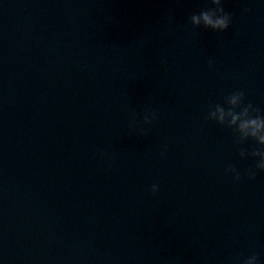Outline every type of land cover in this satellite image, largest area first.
Instances as JSON below:
<instances>
[{
  "label": "water",
  "instance_id": "obj_1",
  "mask_svg": "<svg viewBox=\"0 0 264 264\" xmlns=\"http://www.w3.org/2000/svg\"><path fill=\"white\" fill-rule=\"evenodd\" d=\"M223 6L214 32L211 0H0V264H264L260 146L205 119L264 113V0Z\"/></svg>",
  "mask_w": 264,
  "mask_h": 264
},
{
  "label": "clouds",
  "instance_id": "obj_2",
  "mask_svg": "<svg viewBox=\"0 0 264 264\" xmlns=\"http://www.w3.org/2000/svg\"><path fill=\"white\" fill-rule=\"evenodd\" d=\"M211 4L215 7L202 9L198 14H192L188 20L195 28H206L214 32L227 31L232 22L233 14L226 11L223 6V0H211ZM252 11L251 8H244L243 14L247 15ZM213 66V62L209 61V67ZM246 94L244 91H235L224 97L223 104H216L211 107L206 120L215 121L221 126H227L232 129L234 143L238 146L244 145L249 140L254 141L260 147H253L249 152L247 149L240 147L239 155L241 158L249 156L258 158L253 167L247 169V177L249 180H255L258 172H264V113L252 103L245 104ZM224 105H227L225 107ZM157 119V113L152 108H146L143 115V120L133 117L129 123V135L139 137H147L148 129L141 124L152 125ZM106 157V152L100 153ZM163 155V154H162ZM226 173L234 175L235 181L239 182L242 179L240 171L235 165H231L226 169ZM153 194H158L160 191L158 184H153L151 187ZM243 264H260V257L252 255L244 259Z\"/></svg>",
  "mask_w": 264,
  "mask_h": 264
}]
</instances>
